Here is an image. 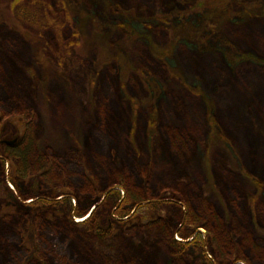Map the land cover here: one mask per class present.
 I'll return each instance as SVG.
<instances>
[{"label":"rangeland","instance_id":"1","mask_svg":"<svg viewBox=\"0 0 264 264\" xmlns=\"http://www.w3.org/2000/svg\"><path fill=\"white\" fill-rule=\"evenodd\" d=\"M205 1L0 0V264H264V0Z\"/></svg>","mask_w":264,"mask_h":264},{"label":"trees","instance_id":"2","mask_svg":"<svg viewBox=\"0 0 264 264\" xmlns=\"http://www.w3.org/2000/svg\"><path fill=\"white\" fill-rule=\"evenodd\" d=\"M220 3H221V0H206L204 5L212 6V5H218ZM193 239H195V237Z\"/></svg>","mask_w":264,"mask_h":264},{"label":"flooded vegetation","instance_id":"3","mask_svg":"<svg viewBox=\"0 0 264 264\" xmlns=\"http://www.w3.org/2000/svg\"><path fill=\"white\" fill-rule=\"evenodd\" d=\"M15 141H16V139H15V140H12V141H4V140L2 141V140H1L2 143H3V142H7V143H10V144L14 143Z\"/></svg>","mask_w":264,"mask_h":264}]
</instances>
